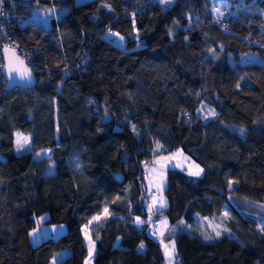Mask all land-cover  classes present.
Masks as SVG:
<instances>
[{
	"label": "trees",
	"instance_id": "16d2710c",
	"mask_svg": "<svg viewBox=\"0 0 264 264\" xmlns=\"http://www.w3.org/2000/svg\"><path fill=\"white\" fill-rule=\"evenodd\" d=\"M245 3L225 25L211 0L17 7L12 37L37 48V80L6 88L0 72V264H48L63 248L57 264H82L89 224L92 264H163L168 239L182 264H264V222L237 210L264 196V1ZM43 4L65 9L48 26L24 20ZM17 129L30 134L22 152L9 145ZM174 149L202 171L169 167L165 202L150 208L143 162ZM41 212L66 228L32 243ZM153 215L168 221L160 237ZM205 215L219 236L200 231Z\"/></svg>",
	"mask_w": 264,
	"mask_h": 264
},
{
	"label": "rangeland",
	"instance_id": "374dc122",
	"mask_svg": "<svg viewBox=\"0 0 264 264\" xmlns=\"http://www.w3.org/2000/svg\"><path fill=\"white\" fill-rule=\"evenodd\" d=\"M75 1H81V0H75ZM164 2V0H161ZM171 0H169L170 2ZM212 5L215 8L221 7V5L226 4L229 0H211ZM165 3V2H164ZM51 9L52 11L49 12L48 10ZM65 9L64 6H57L53 7L49 4H43L38 7H35L31 9V11L24 16V20L31 19L39 24H42L43 26H48L50 17L52 15H57L61 13ZM187 16H178L177 21L173 23L172 25L168 26V32L170 35H173L176 31L175 25H180L181 22L184 23L186 21ZM117 37V36H116ZM118 43L122 45L121 39L118 37ZM251 58V59H257V56L252 55H246L244 59ZM206 111V110H204ZM20 142V144L23 145L22 148H19V145L17 142ZM15 152H22L29 148L30 145V134L28 132L22 131L17 129L14 132V140L11 144H9ZM19 148V150H18ZM49 149H41L37 151V154H48ZM1 157V156H0ZM144 171H145V178L147 183V192L153 188L156 190V194H154L150 201L147 202V205L150 208H156L159 205H162L164 203V199L166 198L164 194V187L166 185V172L169 167H186V171L188 172H194V173H201L202 166L197 161L192 159L188 154L182 152L180 149H175L174 151L168 152V153H158L156 155H153L151 158H149V161H144ZM52 169V163L49 167V170ZM146 192V193H147ZM230 203L234 206H236V203L230 198ZM242 204L244 206H237V210L243 214L250 213L254 215V217L257 219L258 222L262 223L264 222V196L260 201H253V200H247L243 199ZM48 216L47 212H41L37 214L35 217V223L33 226L29 228V236L30 241L32 243H36L40 239L46 237V236H57L58 234L62 233L65 228L66 224L64 221H48L46 218ZM97 217V214H96ZM197 220H199V227L200 231L204 232L205 235H216L217 232H220L223 225L220 222L219 219L213 218L211 216L205 215L196 217ZM166 218L161 217L160 223L156 225L155 229H153V226L151 225V234L155 237L159 235L157 233V229H163L166 227ZM93 221V220H92ZM89 223H91L89 221ZM91 225V224H90ZM163 231V230H162ZM82 235L83 240L87 247L86 256L84 258V262L82 264H92L93 255H94V241L91 236V233L89 231V228L85 225L82 227ZM161 248L162 252L164 254V262L163 264H169V259H172V264H177L176 261L173 259V240H161ZM165 245H168L169 253H171V256L166 255L165 253ZM68 249L63 248L60 251H57L52 257L49 264H56L58 260L67 253ZM91 251V255L89 254Z\"/></svg>",
	"mask_w": 264,
	"mask_h": 264
},
{
	"label": "built area",
	"instance_id": "2783aa9c",
	"mask_svg": "<svg viewBox=\"0 0 264 264\" xmlns=\"http://www.w3.org/2000/svg\"><path fill=\"white\" fill-rule=\"evenodd\" d=\"M38 3L39 0H3L2 5H0V12L5 13V15H0V65L2 64V47L9 46L12 47L24 59L31 69H35L36 65L34 63V54L37 48H27L22 43L14 39L11 32L13 30V18L17 7L29 4L38 5ZM247 9L248 7L246 6L245 0H233L231 4L222 5L220 7V12L222 15L212 14L211 19L214 22H222L223 25H225L230 18H239L241 12H244ZM108 31L111 30L109 29ZM154 194H156V190L151 188L146 193L145 199L150 201ZM158 222L159 218L156 215H153L150 219V224L154 226L157 225ZM173 259L177 264H182V260L174 252Z\"/></svg>",
	"mask_w": 264,
	"mask_h": 264
},
{
	"label": "water",
	"instance_id": "95a60500",
	"mask_svg": "<svg viewBox=\"0 0 264 264\" xmlns=\"http://www.w3.org/2000/svg\"><path fill=\"white\" fill-rule=\"evenodd\" d=\"M264 1V0H263ZM2 54V65L0 67V72L5 79V87H31L35 84L37 77L29 65L24 61V59L9 46H3L1 50ZM15 67L20 71L10 72L9 68ZM25 70L30 72V78H22V74ZM148 219V218H147Z\"/></svg>",
	"mask_w": 264,
	"mask_h": 264
},
{
	"label": "snow or ice",
	"instance_id": "6c2138e0",
	"mask_svg": "<svg viewBox=\"0 0 264 264\" xmlns=\"http://www.w3.org/2000/svg\"><path fill=\"white\" fill-rule=\"evenodd\" d=\"M164 2L165 3H168L169 0H164ZM2 3H3V0H0V5H2ZM48 11L51 12L52 10L49 9ZM214 11L216 13H218L219 15H222V13L220 12V9L219 8H215ZM0 15H5V13L0 12ZM9 71L10 72H18L20 70L18 68H15V67H10L9 68ZM22 78H30V72L28 70H25L24 73L22 74ZM237 86H239V85H237ZM241 131H243V130H241ZM17 143L19 145V148H22L23 147V145L20 144L19 141ZM19 148H18V150H19ZM37 155H40V154L38 153ZM196 174L198 175V173H196ZM104 211H105V213H107V208H105ZM94 219H99V217H94ZM137 219L139 220V218H137ZM261 230L264 231V228H261ZM216 235L219 236L220 233L217 232ZM205 239H212V237L211 236H205ZM140 247L143 248V244H141ZM173 248H174V243H173ZM165 253H166V255L171 256V253H169V250H168V245H165ZM89 254L91 255V251H90ZM169 264H172V259L171 258L169 259Z\"/></svg>",
	"mask_w": 264,
	"mask_h": 264
},
{
	"label": "crops",
	"instance_id": "0c3cea01",
	"mask_svg": "<svg viewBox=\"0 0 264 264\" xmlns=\"http://www.w3.org/2000/svg\"><path fill=\"white\" fill-rule=\"evenodd\" d=\"M175 150V149H174ZM174 150H172V151H174ZM168 153V152H167ZM164 202H165V199H164ZM94 217H96V215H94L93 217H91V219L89 220L90 222L92 221V220H94ZM166 221V220H165ZM159 223H160V221H159ZM166 223H168V221H166ZM159 225V224H158ZM166 227H167V224H166ZM165 227V228H166ZM165 228L163 229V227L161 228V229H157V233L156 234H158L159 235V237L164 233V231H165ZM163 230V231H162ZM172 251H174V248H173V250ZM94 253V252H93ZM50 261H51V258H50ZM50 261H49V263H50ZM48 263V264H49ZM57 264V263H56ZM91 264V263H90Z\"/></svg>",
	"mask_w": 264,
	"mask_h": 264
},
{
	"label": "bare ground",
	"instance_id": "6f19581e",
	"mask_svg": "<svg viewBox=\"0 0 264 264\" xmlns=\"http://www.w3.org/2000/svg\"><path fill=\"white\" fill-rule=\"evenodd\" d=\"M1 65H2V64H1ZM1 65H0V66H1ZM29 67H30V66H29ZM88 226H89V228L91 227L90 224H89ZM152 226H153V225H152ZM155 227H156V225L153 226V229H155Z\"/></svg>",
	"mask_w": 264,
	"mask_h": 264
}]
</instances>
